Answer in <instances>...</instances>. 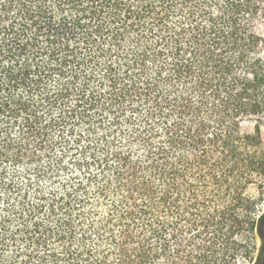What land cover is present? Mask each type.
Returning a JSON list of instances; mask_svg holds the SVG:
<instances>
[{
  "label": "trees",
  "instance_id": "1",
  "mask_svg": "<svg viewBox=\"0 0 264 264\" xmlns=\"http://www.w3.org/2000/svg\"><path fill=\"white\" fill-rule=\"evenodd\" d=\"M264 0H0V264H264Z\"/></svg>",
  "mask_w": 264,
  "mask_h": 264
},
{
  "label": "rangeland",
  "instance_id": "2",
  "mask_svg": "<svg viewBox=\"0 0 264 264\" xmlns=\"http://www.w3.org/2000/svg\"><path fill=\"white\" fill-rule=\"evenodd\" d=\"M256 27L258 32L262 35L263 37V42H262V47H261V54L264 56V9L261 12V14L258 16V18L255 21ZM262 134L264 137V125L262 128ZM250 195H252L255 199H258L260 201H262V203L259 204V208H260V212L264 211V186H257L254 185L251 187V189L249 190ZM263 229H264V224H263ZM258 243V251L255 254L254 259L256 260L258 253L260 252L262 255V258H264V245L263 247H261V240L260 238L257 240ZM241 264H253L252 262H245L242 260Z\"/></svg>",
  "mask_w": 264,
  "mask_h": 264
}]
</instances>
